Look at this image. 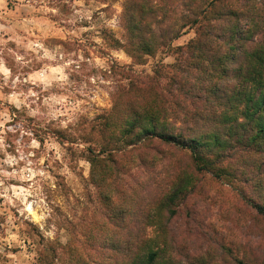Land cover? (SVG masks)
<instances>
[{
    "label": "trees",
    "instance_id": "trees-1",
    "mask_svg": "<svg viewBox=\"0 0 264 264\" xmlns=\"http://www.w3.org/2000/svg\"><path fill=\"white\" fill-rule=\"evenodd\" d=\"M120 19L121 38L103 30L110 49L135 65L165 52L175 63L148 77L112 68L122 82L111 109L76 138L99 208L86 237L61 247L64 264H264L225 244L191 254L172 227L211 180L264 227V0H124ZM45 254L41 264L59 257Z\"/></svg>",
    "mask_w": 264,
    "mask_h": 264
},
{
    "label": "rangeland",
    "instance_id": "rangeland-1",
    "mask_svg": "<svg viewBox=\"0 0 264 264\" xmlns=\"http://www.w3.org/2000/svg\"><path fill=\"white\" fill-rule=\"evenodd\" d=\"M113 1L104 12L102 0H0V264H41V252L47 262L53 246L54 264H64L61 247L86 237L99 208L88 145L76 138L111 109L122 82L112 68L148 77L175 63L165 52L135 65L110 49L103 30L123 35L124 0ZM194 37L190 30L173 45ZM207 182L172 222L180 242L191 254L225 244L264 256V227L250 207L229 184Z\"/></svg>",
    "mask_w": 264,
    "mask_h": 264
}]
</instances>
